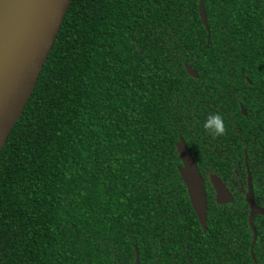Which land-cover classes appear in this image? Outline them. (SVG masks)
<instances>
[{
	"label": "trees",
	"instance_id": "16d2710c",
	"mask_svg": "<svg viewBox=\"0 0 264 264\" xmlns=\"http://www.w3.org/2000/svg\"><path fill=\"white\" fill-rule=\"evenodd\" d=\"M198 2L71 1L0 151V264H264V217L253 261L244 198L249 171L264 208V0H202L208 32ZM215 113L219 136L202 126ZM211 175L232 203L216 204Z\"/></svg>",
	"mask_w": 264,
	"mask_h": 264
},
{
	"label": "water",
	"instance_id": "95a60500",
	"mask_svg": "<svg viewBox=\"0 0 264 264\" xmlns=\"http://www.w3.org/2000/svg\"><path fill=\"white\" fill-rule=\"evenodd\" d=\"M71 1L0 0V151L35 88ZM198 15L208 32L202 0L198 2ZM185 69L189 76L196 77V73L189 66H185ZM241 113L245 115L243 109ZM176 151L181 162L179 177L186 188L195 217L205 232L207 201L203 178L182 139L177 142ZM209 182L217 205L233 201L219 178L211 175ZM244 198L249 208L247 220L252 231L249 252L255 261L252 255L256 239L253 219L255 216L264 217V208L254 203L249 171ZM134 251L136 253V249ZM134 264H138L137 256Z\"/></svg>",
	"mask_w": 264,
	"mask_h": 264
},
{
	"label": "clouds",
	"instance_id": "9594fccd",
	"mask_svg": "<svg viewBox=\"0 0 264 264\" xmlns=\"http://www.w3.org/2000/svg\"><path fill=\"white\" fill-rule=\"evenodd\" d=\"M203 128L210 131L213 136H219L224 132L222 117L218 114H209L203 123Z\"/></svg>",
	"mask_w": 264,
	"mask_h": 264
},
{
	"label": "flooded vegetation",
	"instance_id": "af4514ba",
	"mask_svg": "<svg viewBox=\"0 0 264 264\" xmlns=\"http://www.w3.org/2000/svg\"><path fill=\"white\" fill-rule=\"evenodd\" d=\"M203 181H204V180H203ZM204 186H205V183H204ZM214 194H215V193H214ZM214 198H215V197H214ZM206 201H207V198H206ZM232 202H233V201H232ZM232 202H231V203H232Z\"/></svg>",
	"mask_w": 264,
	"mask_h": 264
}]
</instances>
